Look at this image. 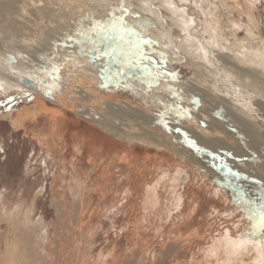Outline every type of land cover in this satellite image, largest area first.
Returning a JSON list of instances; mask_svg holds the SVG:
<instances>
[{"label": "bare ground", "instance_id": "bare-ground-1", "mask_svg": "<svg viewBox=\"0 0 264 264\" xmlns=\"http://www.w3.org/2000/svg\"><path fill=\"white\" fill-rule=\"evenodd\" d=\"M215 1L242 16L228 20L242 45L223 35L211 0H196L209 47L187 37L192 22L173 0H0V95L22 101L9 103L2 116L56 164L49 190L54 248L43 218L33 220L34 201L27 211H7L0 200V225L8 224L6 235L0 226V264H101V256L93 263L87 257L85 202L107 188L93 184L94 176L101 181L111 169L119 202L132 198L139 207L136 229L145 236L160 222L163 251L182 255L183 264H264V234L253 235L248 218L250 208L264 204V0ZM121 5L149 41L141 45L143 63L129 46L103 36L86 47L94 39L81 35L120 15ZM110 46L134 63L94 51ZM206 48L224 53L215 55L229 66L224 76ZM144 163L151 164L139 176ZM246 187L255 208L246 207ZM148 246L130 250L123 264H147ZM115 253L108 264H118L109 263ZM166 253L153 254V264H163Z\"/></svg>", "mask_w": 264, "mask_h": 264}, {"label": "rangeland", "instance_id": "rangeland-1", "mask_svg": "<svg viewBox=\"0 0 264 264\" xmlns=\"http://www.w3.org/2000/svg\"><path fill=\"white\" fill-rule=\"evenodd\" d=\"M191 1L192 0H181V1L173 0V3L178 9L180 8V10L181 9L184 10L185 15L186 16L189 15L187 18L191 20L192 22L191 23L192 26H189L190 29H188L187 37H189V39L191 38V40H197V41H200L201 44H204L205 37L203 33L205 31V26L208 22H206L205 19H203L204 17H203V14H201V7L196 6V0L192 1L194 3H192ZM214 1L215 0H211V2H213L217 6L216 15L220 21L219 29L222 31L223 35H225L226 39H230L229 41H231V43L234 42L238 45H242L243 39L240 38L239 35H238L239 37L235 36L231 28L229 30V21H228L229 19L236 21L238 18H239L238 20H240L242 16L239 15V13L237 12V9L233 8L232 4L229 5L230 3H228V5H226V3H224L223 1H219V2H216V1L214 2ZM238 1L239 3H242V0H238ZM193 5H195L196 7ZM118 6L120 5L118 4ZM123 8L125 9V5H123ZM198 10L200 11V13ZM197 13H199L198 16H197ZM121 15H125L129 21L131 20L127 16V14H125V12L120 13V15H117V17ZM131 21H130V24H131ZM201 23L203 24V27ZM201 27L203 28V30H201L202 29ZM85 34L90 39L91 38L94 39V41H92L91 44L87 45L86 47L88 46L91 47L96 44H99L104 36L101 34L97 37H91L90 29L86 30ZM86 43L87 42H85L84 44ZM120 45H123V44H120ZM204 46L209 47L206 44H204ZM129 49L131 50L130 47H128L127 50L129 51ZM206 49H208V52L210 51L209 53L211 56L210 57L211 60L213 58L216 61V64L217 65L219 64V69L221 68L220 70L222 72L219 70L216 73L218 74L220 73L221 75L224 76L223 70L225 69L227 70L229 66L224 67L222 65V62L220 63V61L216 59L217 56L215 57V55H223L224 53L220 52V54H218V51H216L215 49H214V52H211L210 48H206ZM184 71L187 72L186 74H190L188 73V70H184ZM22 91L25 92L26 89H23ZM8 94L9 93H6L7 96ZM7 96L3 94L0 95V200H1V204L3 208H5L7 211L8 210L11 211L13 208L18 207V206L19 207L21 206L23 208V211H27L28 208L30 209V206L32 205L34 201L35 202L33 206L34 210L32 211L33 220L38 219L40 216L41 218H43V221L45 222V224L48 225V230L50 231V238L52 237L53 239L51 245L52 244L54 245H52L51 248H54L56 244V241H55L56 238H54L55 234L51 228V224L56 223L55 222L56 215H55L54 208L51 207L49 190H50V184L52 182L51 178H55L54 173H56L55 172L56 164L54 165V163L51 162V160L48 158V155H45L44 150H42V147L36 146L34 141H29L28 138H24L23 133L21 132H18V133L12 132L8 123L2 116L3 109L4 107L12 105L9 103H14V102L17 103L21 100L17 99L18 97L16 98L15 97L16 95H13L14 96L13 98H8ZM18 104H21V103H18ZM56 152L60 153L61 150L56 149ZM69 152H71V148L69 150H64L62 154H64L65 158H69L70 156L68 155ZM150 164L151 163H144L140 167L138 175L140 176V174L147 172L146 170L141 172V170L145 167V165L150 166ZM90 168H93V165H91ZM114 175L116 177L117 171L115 169H111L110 177H107V178L105 177V179H101V181L98 180L97 176H94L95 179L93 178V182H94V183L92 182L93 184L99 183L101 185L100 187L106 186L107 188L105 190L98 192L97 194L93 196H89V200L85 202L86 204H89L90 206L86 212V215L88 213L91 214V216L93 215V218L89 219L88 216L90 215L88 214L86 216L87 217L86 220H84V222H87L85 225H88V227H90V230L87 233V237L89 238L88 255H90L87 257L90 263H93V260H95L97 256H101V258H103L101 259V264L103 263L108 264V261L106 260V258L110 254L111 250L114 249V251L116 252L115 260L109 263L114 262L118 264L119 263L123 264L124 262L127 261L128 259L127 257L129 256L130 250L134 251L136 247L142 246L143 241H145L146 245L147 246L149 245L148 246L149 249L147 251L148 255L150 253L149 257H147L148 255L145 257L147 264H153L155 259L163 257V253H166V252L168 253L164 254L165 259H164L163 264H178L180 262H182L183 264L184 258L182 255L180 254L177 255L176 252L172 254V253H169V251H165V250L163 251V247L159 239H161V237L165 235L163 233L156 235L157 229L159 228V226H161L160 222L158 221L153 222L151 232L149 231V234L148 232L145 233V236L141 235L140 234L141 231H138L136 229L137 218L139 217H136L134 214L138 212L137 210L139 209V207L137 206L138 209H136V206L133 204L132 198L128 199L130 202H132V204H129V205H124V204H121V202H119L121 201L118 199V194H119L118 190H120V187L118 186V180H116ZM62 177L63 178L61 179V181H64V182L66 181V183H71L72 178L70 176H68V178L66 179H64L65 175H62ZM82 177H81V181H82ZM126 182L127 180L123 182V186L125 185ZM40 189L42 190L41 192L42 194H39L36 196L37 194L36 192ZM261 190L263 189H260V191ZM246 192L248 194H251V188L246 187L244 188V190H242L243 194ZM244 198L246 199V197ZM248 200L251 202L250 197L247 199V202H249ZM246 204L248 205L246 207H249V204L248 203ZM252 206H255V204L252 203ZM0 226H1V229L3 230L4 235H6L8 231V224L2 223ZM123 227H125V229H123ZM164 227L165 225L163 224L162 228ZM126 228L128 229L126 230ZM66 230L67 228L63 230L62 233L63 232L65 233ZM59 232H60V229H59ZM92 232H95V234L92 235ZM63 235L62 234L59 235L61 237V241L65 239ZM9 237L12 238L10 233H9ZM66 240H67L65 243L67 245L66 252L67 250L68 251L70 250V252H72L73 249L71 250V247H74L73 239L67 237ZM2 247L3 246H1L0 248ZM1 251H3V248L1 249ZM153 254H154V260L151 258Z\"/></svg>", "mask_w": 264, "mask_h": 264}, {"label": "snow or ice", "instance_id": "snow-or-ice-1", "mask_svg": "<svg viewBox=\"0 0 264 264\" xmlns=\"http://www.w3.org/2000/svg\"><path fill=\"white\" fill-rule=\"evenodd\" d=\"M121 11L127 13L129 10L124 9L123 5H121ZM98 33L115 41L117 45L123 44L139 51L140 59L138 60V63H143L145 53L141 49V45H147L149 41L142 38L141 34L134 25L130 24V21L125 15H121L119 17L113 15L111 16L110 21L106 24L100 22L93 23L90 26L91 37H95ZM81 35H85V33L82 32ZM69 39H71V37H69ZM94 51H98V53L103 56L119 55L128 65H132L134 63L131 59H128L123 48H120L119 52L117 51V48L111 46L106 50L101 49ZM145 67L147 66L145 65ZM120 71L121 70L118 69L116 74H120ZM248 218L250 221H253L252 234L255 235L257 231L264 234V204H261L258 209L250 208Z\"/></svg>", "mask_w": 264, "mask_h": 264}, {"label": "flooded vegetation", "instance_id": "flooded-vegetation-1", "mask_svg": "<svg viewBox=\"0 0 264 264\" xmlns=\"http://www.w3.org/2000/svg\"><path fill=\"white\" fill-rule=\"evenodd\" d=\"M249 195H250V194H248V193L246 192V193L243 194L242 197H243V198L246 197V199L244 198V199L246 200V202H247V199L250 197L251 202L248 200V201H249L248 204L250 205L251 203H253V204H255V206H258V205L256 204V202L254 201V197H252L251 195L249 196ZM250 206H252V204H251ZM255 206H252V207L255 208Z\"/></svg>", "mask_w": 264, "mask_h": 264}, {"label": "water", "instance_id": "water-1", "mask_svg": "<svg viewBox=\"0 0 264 264\" xmlns=\"http://www.w3.org/2000/svg\"><path fill=\"white\" fill-rule=\"evenodd\" d=\"M259 199L258 198H256V201H258Z\"/></svg>", "mask_w": 264, "mask_h": 264}]
</instances>
